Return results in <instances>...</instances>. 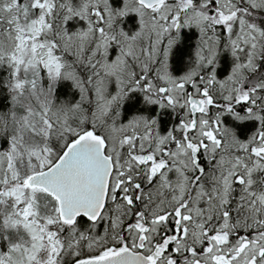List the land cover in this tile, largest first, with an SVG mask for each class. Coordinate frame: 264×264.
Masks as SVG:
<instances>
[{"label":"snow or ice","instance_id":"6c2138e0","mask_svg":"<svg viewBox=\"0 0 264 264\" xmlns=\"http://www.w3.org/2000/svg\"><path fill=\"white\" fill-rule=\"evenodd\" d=\"M0 264H264V0H0Z\"/></svg>","mask_w":264,"mask_h":264},{"label":"trees","instance_id":"16d2710c","mask_svg":"<svg viewBox=\"0 0 264 264\" xmlns=\"http://www.w3.org/2000/svg\"><path fill=\"white\" fill-rule=\"evenodd\" d=\"M130 19H133L130 17ZM182 42L176 45V48L174 49L173 55H172V66L175 70H180L183 63V58L188 55L189 49L191 47V43L194 39V33L189 30L188 32L185 31L183 34ZM67 87L66 85L64 86ZM250 127V125H243L240 127V134L243 135L246 128Z\"/></svg>","mask_w":264,"mask_h":264},{"label":"flooded vegetation","instance_id":"af4514ba","mask_svg":"<svg viewBox=\"0 0 264 264\" xmlns=\"http://www.w3.org/2000/svg\"><path fill=\"white\" fill-rule=\"evenodd\" d=\"M193 33H194V35H195V32H194V30H191ZM188 32V31H187ZM176 48V46L174 47V49ZM174 49H173V51H172V54H171V57H170V60H172V55H173V52H174ZM173 67V66H172ZM173 70L174 71H177V70H175L174 68H173ZM181 70V69H180ZM180 70H178V71H180Z\"/></svg>","mask_w":264,"mask_h":264}]
</instances>
